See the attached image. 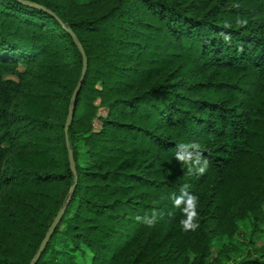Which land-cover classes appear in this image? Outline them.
Listing matches in <instances>:
<instances>
[{
	"label": "trees",
	"instance_id": "1",
	"mask_svg": "<svg viewBox=\"0 0 264 264\" xmlns=\"http://www.w3.org/2000/svg\"><path fill=\"white\" fill-rule=\"evenodd\" d=\"M62 205L35 264H264V0H0V264Z\"/></svg>",
	"mask_w": 264,
	"mask_h": 264
},
{
	"label": "clouds",
	"instance_id": "2",
	"mask_svg": "<svg viewBox=\"0 0 264 264\" xmlns=\"http://www.w3.org/2000/svg\"><path fill=\"white\" fill-rule=\"evenodd\" d=\"M240 24H246L247 21L240 20L238 21ZM178 149H183L184 151L176 152V160L178 163H181L186 166L189 174L203 175L207 168L209 167V161L206 157H204L203 152L201 150V146L197 143L191 144H181L178 145ZM189 149L191 151H189ZM189 185H182L179 196H176L174 193L172 194V202L174 207H184L181 209L189 218L194 222L197 216L195 211L198 197L194 194H191L187 191ZM138 220L142 219V222L146 224L148 227H153L157 220V213L153 211L151 216H145L143 218L138 217ZM182 224H186V221H181ZM194 230V227H193Z\"/></svg>",
	"mask_w": 264,
	"mask_h": 264
},
{
	"label": "water",
	"instance_id": "3",
	"mask_svg": "<svg viewBox=\"0 0 264 264\" xmlns=\"http://www.w3.org/2000/svg\"><path fill=\"white\" fill-rule=\"evenodd\" d=\"M79 48H80V51L82 53V56H83V67H82V71H81V75H80V78L72 92V95H71V101H70V105H69V109H68V113H67V116H66V119H65V128H64V131H65V140H66V143L68 145V136H67V130H68V126H69V123L71 121V118H72V115H73V109H74V101H75V98L76 96L78 95V92L81 88V85H82V82H83V79H84V76H85V73H86V55L82 49V47L80 45H78ZM68 157H69V162H70V167L71 169L73 170V173H74V181L76 180V171L74 169V160H73V155H72V152L70 149H68ZM73 189H74V185H72L71 189H70V192H69V196H68V200L70 199L71 197V194L73 192ZM65 208H66V205H62V207H60V209L57 211L56 215L54 216V218L52 219L40 245H39V248L34 256V258L30 261L29 264H35L36 261L39 259L40 255L42 254L43 252V249L45 247V245L47 244L48 240L50 239L57 223L59 222L61 216L63 215L64 211H65Z\"/></svg>",
	"mask_w": 264,
	"mask_h": 264
},
{
	"label": "rangeland",
	"instance_id": "4",
	"mask_svg": "<svg viewBox=\"0 0 264 264\" xmlns=\"http://www.w3.org/2000/svg\"><path fill=\"white\" fill-rule=\"evenodd\" d=\"M22 68V67H21ZM5 77H11V78H15L13 76H5ZM100 113H101V110H100ZM99 126V122L97 120L94 121V127L95 129H97ZM263 227V230H264V225H262ZM241 231L243 233V235H241V239H245V241H249L250 239L248 238L249 236V233H250V230H249V227H246L244 225L241 226ZM248 236V237H247ZM257 241H256V245L257 246H262L264 248V232L261 236H255V238ZM213 252L219 247V241H215L213 243ZM245 251H252V247L249 245V246H246V250ZM59 259H63V260H66L63 256H58Z\"/></svg>",
	"mask_w": 264,
	"mask_h": 264
}]
</instances>
